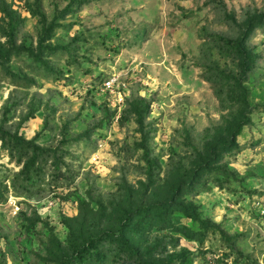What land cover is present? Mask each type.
<instances>
[{
    "label": "rangeland",
    "instance_id": "obj_1",
    "mask_svg": "<svg viewBox=\"0 0 264 264\" xmlns=\"http://www.w3.org/2000/svg\"><path fill=\"white\" fill-rule=\"evenodd\" d=\"M0 264H264V0H0Z\"/></svg>",
    "mask_w": 264,
    "mask_h": 264
},
{
    "label": "trees",
    "instance_id": "obj_2",
    "mask_svg": "<svg viewBox=\"0 0 264 264\" xmlns=\"http://www.w3.org/2000/svg\"><path fill=\"white\" fill-rule=\"evenodd\" d=\"M223 73H226V72H223ZM227 75V77H229L230 79H231V75L230 74H226ZM14 140H16L19 144H21V142H24L22 139H18V138H15ZM215 180H216V183H218V184H220L223 180H219V178H215ZM174 211H176V210H174ZM167 212V209H162L161 210V212H160V216H159V218L162 220V221H164L163 220V218H162V216L164 215V213H166ZM143 217H145V216H143Z\"/></svg>",
    "mask_w": 264,
    "mask_h": 264
}]
</instances>
